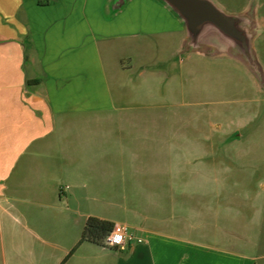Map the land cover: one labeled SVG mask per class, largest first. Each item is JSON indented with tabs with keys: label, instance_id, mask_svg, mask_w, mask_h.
I'll list each match as a JSON object with an SVG mask.
<instances>
[{
	"label": "crops",
	"instance_id": "1",
	"mask_svg": "<svg viewBox=\"0 0 264 264\" xmlns=\"http://www.w3.org/2000/svg\"><path fill=\"white\" fill-rule=\"evenodd\" d=\"M114 2L0 0V264H264V223L208 240L205 199L191 221L188 191L120 177L154 162L141 141L160 127L112 117L156 115L190 92L180 20L159 0ZM89 217L133 237L80 243Z\"/></svg>",
	"mask_w": 264,
	"mask_h": 264
},
{
	"label": "rangeland",
	"instance_id": "2",
	"mask_svg": "<svg viewBox=\"0 0 264 264\" xmlns=\"http://www.w3.org/2000/svg\"><path fill=\"white\" fill-rule=\"evenodd\" d=\"M213 1L225 13L252 21L253 64L236 50L185 47L181 58L189 95L172 99L156 115L112 117L111 122L160 127L147 133L153 140L144 133L141 141L150 146L154 162L126 164L120 177H137L133 191H188L184 199L191 221L198 220L194 210L205 199L212 216L206 220L208 240L216 233L245 234L250 223H264V0ZM129 135L112 132L114 139Z\"/></svg>",
	"mask_w": 264,
	"mask_h": 264
},
{
	"label": "water",
	"instance_id": "3",
	"mask_svg": "<svg viewBox=\"0 0 264 264\" xmlns=\"http://www.w3.org/2000/svg\"><path fill=\"white\" fill-rule=\"evenodd\" d=\"M126 0H115L118 6ZM182 23L185 47L199 50H236L253 64L254 25L245 14H227L213 0H159Z\"/></svg>",
	"mask_w": 264,
	"mask_h": 264
},
{
	"label": "trees",
	"instance_id": "4",
	"mask_svg": "<svg viewBox=\"0 0 264 264\" xmlns=\"http://www.w3.org/2000/svg\"><path fill=\"white\" fill-rule=\"evenodd\" d=\"M124 4V3H123ZM114 6L111 4V11L115 12L122 7V5ZM113 223L101 220L95 217H89L83 227L80 243L87 242L98 246L110 247L105 240L112 230Z\"/></svg>",
	"mask_w": 264,
	"mask_h": 264
},
{
	"label": "built area",
	"instance_id": "5",
	"mask_svg": "<svg viewBox=\"0 0 264 264\" xmlns=\"http://www.w3.org/2000/svg\"><path fill=\"white\" fill-rule=\"evenodd\" d=\"M133 236L129 233L128 228L122 224H113L112 230L107 236L105 242L110 247L121 248L127 239H131ZM137 242H142V239L137 238Z\"/></svg>",
	"mask_w": 264,
	"mask_h": 264
}]
</instances>
